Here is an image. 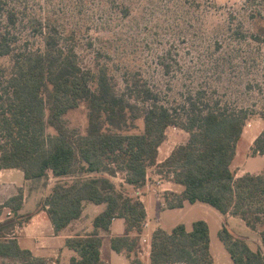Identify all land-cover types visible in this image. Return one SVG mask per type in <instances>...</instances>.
Returning a JSON list of instances; mask_svg holds the SVG:
<instances>
[{"label": "trees", "instance_id": "obj_1", "mask_svg": "<svg viewBox=\"0 0 264 264\" xmlns=\"http://www.w3.org/2000/svg\"><path fill=\"white\" fill-rule=\"evenodd\" d=\"M15 23L16 13L0 0V57L13 55L10 70L0 66V171L18 168L26 179L75 177L72 182H57L41 203L56 232L82 215L85 201L106 204L94 217L92 231L65 240V246L77 253L70 264H109L101 257L100 229L109 230L116 217L125 219V234L111 238L112 248L124 252L131 264H142L137 249L147 210L139 197L116 183L113 177L120 172L124 184L140 187L148 169L157 165L169 180L183 186L181 192L165 196L168 208L202 201L240 217L254 230L264 222V172L237 176L232 168L238 142L253 115L251 108L189 97L183 111H173L140 80L121 88L108 64L84 67L70 34L49 32L44 48L17 49ZM81 102L88 107L85 132L70 127L65 117ZM257 114L264 121V106ZM141 117L143 130L132 132ZM170 126L184 129L189 138L159 162V148ZM48 127L55 132L47 133ZM253 153L264 156V129L253 142ZM94 172L101 174L84 176ZM23 202L21 190L0 204V214L9 206L15 213L12 220L22 224L31 218L23 214L25 220L19 219ZM219 236L235 264H264L263 248L253 249L226 224ZM261 239L264 246V229ZM0 256L17 257L25 264H51L22 248L16 238H0ZM150 263L214 264L209 223L198 219L191 229L185 223L155 229Z\"/></svg>", "mask_w": 264, "mask_h": 264}, {"label": "rangeland", "instance_id": "obj_2", "mask_svg": "<svg viewBox=\"0 0 264 264\" xmlns=\"http://www.w3.org/2000/svg\"><path fill=\"white\" fill-rule=\"evenodd\" d=\"M4 1L16 13V23L12 25V31L17 39V49L27 46L44 48L45 36L49 32L58 36L70 34L71 38L74 36L71 40L76 45L84 67L98 68L108 64L110 73L115 76L121 88H125L127 82L132 84L140 80L149 85L160 101L173 111H183L189 97L197 98L198 101L209 99L212 104L219 102L230 107L251 108L253 115L238 142L232 168L237 176L245 170L251 173L264 172V156L253 153V142L264 129V121L257 114L264 106V2ZM12 64V54L0 57V66L7 71ZM65 117L70 127L85 132L88 126L86 102L70 109ZM134 122L136 127H132L131 131H142L143 118ZM54 132V128H47V133ZM188 138L189 133L180 127L167 128L158 159L163 160L167 152L185 143ZM92 174L101 173H87L84 176ZM148 174L151 179L150 191L157 189L158 195L161 193L160 197H172V192H179L177 185L168 189L170 191L161 190V185L169 178L159 171V166L150 167ZM113 178L118 185L123 184L125 192L137 196L136 187L123 183V173L120 172ZM0 179L1 184L5 182L8 185L11 182L18 186L17 192L22 190L25 199L23 211L29 213L41 207V203L57 182H72L75 177L26 179L21 169L11 168L5 170L4 177ZM86 203L99 211L105 208L104 203ZM159 211V215L153 211L154 223L161 217L159 222L167 230L177 223H185L191 229L193 221L205 219L210 227L214 264H235L219 236L223 224L237 236L245 237L253 249H257L259 240H262L264 222L256 231L240 217H227L206 202H186L183 209L168 208ZM87 213L88 209L85 214ZM24 215L19 219L25 220ZM87 220H90V215ZM22 245L32 248L35 242L33 239H25ZM57 252L60 253L59 248ZM103 258L111 260L113 264H128L124 257H118L112 249L109 237L104 238ZM68 259L67 256L66 261ZM0 264L25 263L17 258L12 261L0 260Z\"/></svg>", "mask_w": 264, "mask_h": 264}, {"label": "crops", "instance_id": "obj_3", "mask_svg": "<svg viewBox=\"0 0 264 264\" xmlns=\"http://www.w3.org/2000/svg\"><path fill=\"white\" fill-rule=\"evenodd\" d=\"M159 152H160V148H159ZM171 152L170 151L167 152L163 160H165L166 157H168V155ZM163 160L158 159L159 162H162ZM7 169H11V168H5L0 171V178L4 177V172ZM245 172H248V171L245 170ZM243 173L239 175H242ZM150 180L151 179L148 174L146 183L143 186L136 187L137 191H135L137 197H139L144 202L146 206V210H147V218L145 220L147 225L144 227V232L142 233V235L147 236V238H149L148 239L149 241L145 243L140 241L138 249H137V255L142 259V264H151L150 263L151 235L155 229L162 227L160 223L161 217H159L158 222L156 224L154 223L153 211L156 214L158 213L159 210L164 211L168 209V207L165 208L166 207L165 206V196L160 197L161 193H159L158 195L156 188H155L156 189L155 191L153 190L150 191L149 189V187H151ZM0 182H2L1 179H0ZM173 185H177L179 187L180 189L179 192L183 190L182 185L174 183L171 180H168L167 182L162 184L161 190L170 191L168 189H173L172 187ZM17 187L18 186L16 184L13 185L11 182H9L8 185L5 182H3L2 184L0 183V204H4L11 196L17 194L18 193ZM86 202H91V201L84 202V209H83L82 215L78 219L73 220L67 227H65L63 230L59 232L55 231L54 226L51 222V219L46 209L40 207L39 209L35 211L26 213L25 211H23V207L25 204V199H24L23 207L20 209L19 213L20 214H31V218L28 219L27 221L26 220L23 221L22 224H18L12 220L13 216L15 215L13 210L9 206L5 205L3 206L2 213L0 214V235H1L0 238L2 239L16 238L19 241V244L21 245L22 248H26V247H23L22 245L23 240L33 239L35 242L34 247L27 248V249H30L35 256L46 257L51 262V264L52 263L70 264L72 256L76 255L77 253L74 249L69 248L68 246H65V240L68 237H71L77 234H85L87 232L92 231L94 229V224H93L94 217L105 209L104 208L101 211H99L98 208H94L93 206L92 208ZM160 205H161V209H160ZM184 206L178 207V208H172V209H183ZM95 207H98V205H96ZM105 207H106V204H105ZM87 209H88V213L85 214ZM9 210L12 211V214H9ZM88 215H90L89 221L87 220ZM226 215L227 217H232L230 216V214H226ZM124 234H125V219L122 217L114 218L109 230L100 229V235L102 238L101 257L105 262L109 264H113L111 260H106L103 258L104 238L109 237L110 244H111V238L113 236H120ZM259 246H261L264 251V246L262 244V241L260 240H259ZM58 248L60 249V253L57 252ZM69 251H72V252H69ZM115 253H117L118 257H124V259H126L128 264H131L129 257L124 252L119 253L115 251ZM67 256L69 259L66 261ZM15 259H17V257L0 256V260H4V261L6 260L12 261Z\"/></svg>", "mask_w": 264, "mask_h": 264}, {"label": "built area", "instance_id": "obj_4", "mask_svg": "<svg viewBox=\"0 0 264 264\" xmlns=\"http://www.w3.org/2000/svg\"><path fill=\"white\" fill-rule=\"evenodd\" d=\"M9 214H12V211L11 210H9ZM147 225V223L146 222H144V227ZM149 238H147V236H145V235H142V238H141V241L142 242H148L149 240H148Z\"/></svg>", "mask_w": 264, "mask_h": 264}]
</instances>
